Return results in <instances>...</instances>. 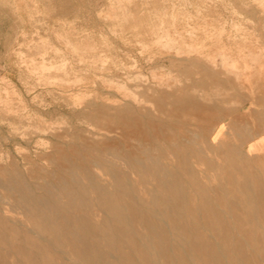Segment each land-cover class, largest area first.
<instances>
[{
	"label": "rangeland",
	"instance_id": "374dc122",
	"mask_svg": "<svg viewBox=\"0 0 264 264\" xmlns=\"http://www.w3.org/2000/svg\"><path fill=\"white\" fill-rule=\"evenodd\" d=\"M263 5L264 0H0V181H4V171L12 178L21 177L33 190L35 185L55 184L62 178L70 183L65 171L69 166H77L80 172L98 159L96 152L108 154L113 147L129 152L143 144L167 164H174L175 158L165 148L173 140L181 142V123L203 118L214 124L220 119L217 110L197 109L183 99L194 92L206 106L214 105L213 99L210 104L198 96L202 89L195 86L198 81L205 83L207 91L214 88L195 65L198 53L217 61L223 58L235 71L243 72V98L223 106L237 109L248 97L258 99L246 116L253 126L252 114L264 110V86L255 83L256 76L249 78L264 67ZM190 48L197 52H187ZM234 86L239 87L236 82ZM225 92L235 96L233 90ZM230 134L217 140L212 137L210 142L213 147L236 144ZM214 149L205 152L214 167L196 164L191 158L196 177L211 189L212 201L218 190L224 193L223 201L235 199L241 190L228 178L229 171L238 178L248 171L264 187V147L247 156L263 163L244 170L234 169L236 161ZM119 173L125 180L124 194L142 201V215L153 219L160 234L168 237V247L176 246L181 238L168 226L191 222L226 264H264V212L215 205L221 221L206 219L196 208L180 219L174 213V222L168 216L167 223L162 192L147 173L127 168H120ZM177 173L181 186L192 190L186 176ZM102 182L114 190L108 176L102 175ZM7 193L0 187V264H88L84 258L92 254V245L112 264H125L122 256L126 254V262L143 264L133 248L153 241L141 221L134 222L123 207L112 211L92 193L86 195L88 214L99 238L81 228L83 244L72 236L38 228L34 219L4 212ZM151 193L158 197L157 203L143 204ZM67 216L78 215L68 211ZM205 222L221 224L228 243L208 230ZM237 248L245 252L244 259L237 255ZM84 252L89 253L83 256Z\"/></svg>",
	"mask_w": 264,
	"mask_h": 264
},
{
	"label": "bare ground",
	"instance_id": "6f19581e",
	"mask_svg": "<svg viewBox=\"0 0 264 264\" xmlns=\"http://www.w3.org/2000/svg\"><path fill=\"white\" fill-rule=\"evenodd\" d=\"M176 51L179 53L181 52V49L178 48ZM193 51L197 52V50L194 48L187 49V52ZM198 54V57L193 56L197 58L195 65H198L201 68L204 75H206L214 85L213 91L210 92V90L207 91L206 85L203 81H198L195 83V86L202 88L198 96L199 98H202V100L206 99L210 101V104L211 100L213 99L214 105L212 107L206 106V104L200 102L201 100H198L194 92L191 95H185L183 99L188 102L186 104L197 109L204 110L209 108V110H211V108H213V110H217L221 120L217 119L216 121L219 122L215 121L214 124H212L211 119L204 120L203 118H192L193 121H190L189 119L190 122H186L185 119V122L181 123L180 125V130L182 133L181 142L173 140L170 142V145L165 148L168 156L175 158L174 164H169V162L167 164L162 160V156L156 154V152H152L149 147H144L143 144V147L139 146L137 148H129L131 149L129 152L120 151L117 147H113L112 150L108 152V154L96 152V156L99 161L98 159L89 161V165L83 166L80 172L77 171V166L75 167L76 169L69 166L65 170L69 176V179L71 180L70 183L66 182L62 178L57 180L55 184L45 183L42 185L39 183L41 185H35V190L29 187L30 185H26L24 180L22 181V179H20L21 177L12 178L11 175L8 176V173L2 171L1 174L4 175V181H0V187H3L9 192V194L7 193L8 195H6L7 200L5 202L3 201V211L21 214L24 217H29L31 220L34 219L33 221L37 224L38 228L46 229L49 232L53 231L56 236H72L78 241V243L83 244L81 228L87 229L89 233L94 235V237L99 238L98 234L95 233V226L93 225L92 219L88 214L89 201L86 195L88 193H92L98 202L107 205L112 211H117L123 207V209H125L124 214L127 213L134 222L141 221V223L144 225L153 241L146 246H136L133 248V251L137 253L136 255L142 260L143 264H161L159 262L156 263L157 261L155 262V260L162 261V264H226L221 260V256L212 250L210 245L203 242V239L198 232L199 228H197L195 223L191 224L190 222V225H186L185 222L183 225L178 226L174 224L175 226L171 227L169 225L168 228L172 230L173 234L178 233L181 238L177 239L178 244L176 246L168 247V237L166 235L162 236L160 234L161 232L158 231L157 224L153 221V219L147 215H142L139 208V204L142 203V201L137 199V197L130 195V193L129 195L124 194L125 192L123 190V186L125 187V180H122V177L119 173L120 168H127L129 170L132 169L147 173L151 181L155 183V187L160 192H162L163 200L167 207V215H165L166 217L164 216L167 220V223L168 216H170L169 220L171 219V221L174 222V216H172L175 215L174 213H176L177 218L180 219L183 218L185 212L193 214L198 211L195 210L196 208L202 211L206 219L213 218L215 222L221 221V216L219 213L220 211L215 208V205L225 204L232 210H237L238 207H243L250 213L251 211L264 212V187L257 180V176H251L252 174L248 171H243L240 178H238V176L233 177L232 173L230 174L229 171L228 178L230 181H232L234 186L239 187L241 190L238 191L235 189L236 187L234 188L232 185L233 188L238 191V195L233 196L232 193H230L235 199H227L228 201H223L220 198L221 193L224 194L220 190L216 191L217 197L212 201V198L210 197L212 195H209V192H211L210 187L202 184L196 177V171L193 167L191 158H195L196 164L204 162L208 164V166L214 167V162L205 155V152L213 151L215 148L214 150L217 151L216 153L222 154L224 157L236 161L234 162V169L244 170L250 165H258L259 163H263L258 158L247 156L254 150L264 147V110L255 113L254 115L252 114L253 118L256 119V122L253 124V126L249 125V121L247 119L248 117L246 118L247 113L251 109L252 105L255 104L258 99L248 97L244 101H240L238 103L239 105L237 109H230L223 106L225 103H228L229 105L230 101L232 103L234 102L233 105H235V101L238 100L237 98L239 96L243 98L244 87L242 84L244 83L243 78L245 77H243V72L235 71V67L231 63L226 62L223 58L217 61V59L214 57H209L208 54L206 56L205 54ZM187 58H184V61L187 60ZM189 58H192L191 55ZM255 76V80H257H254L255 83L260 84L259 86H264L263 66H260L259 70L254 71V73L250 75L249 78H253ZM235 82L239 85V87L234 86ZM224 89L233 90L235 96L233 97L232 95H229ZM168 93H170V91ZM263 95L264 94H262L261 98H264ZM236 112L240 113L237 114ZM106 131L108 132V130ZM228 131H231L230 135L236 139L237 143L235 144L228 142L226 144L220 145L219 147H213L212 144L214 142H210L211 138L215 137L217 140L220 138V136L227 133ZM136 137H140V135ZM138 141L139 140H137L136 143H138ZM248 142H251V145H249ZM69 163L70 164L68 165L72 166V163ZM260 170L262 171L263 169L261 168ZM177 171L182 172L190 181L192 190H186V188L181 186L180 177ZM15 173L17 172L15 171ZM102 175L108 176L111 179L112 183L114 184L113 191H111L108 186L102 182ZM251 180H253L252 183ZM251 186L252 189H250ZM37 189L42 191V194L38 193ZM130 189L131 192L132 189L134 190L133 187ZM156 198L154 197V194L151 193L150 199L143 204L154 206L157 203ZM168 210L171 212L170 215H168ZM68 211H73L78 216L71 219V217L67 216ZM203 224L205 227L209 228L208 230H211L215 234H220L225 244L228 243L227 232L224 231L226 229L220 227L221 224H210V222H205ZM91 248L92 254L90 251V253L87 252L89 253V258L83 257L88 262V264H112L111 262L104 261V258L95 246L92 245ZM237 249V255L244 259L246 257L245 252H243L240 248ZM87 253L84 252L83 256L87 255ZM130 255L132 256V254ZM126 257L127 254L122 256V260L124 261H122V263L132 264L129 261L126 262Z\"/></svg>",
	"mask_w": 264,
	"mask_h": 264
}]
</instances>
